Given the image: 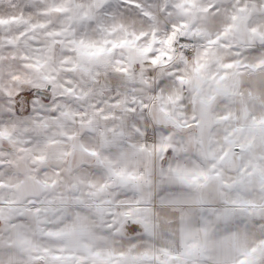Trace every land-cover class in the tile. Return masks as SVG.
<instances>
[{
    "label": "snow or ice",
    "instance_id": "snow-or-ice-1",
    "mask_svg": "<svg viewBox=\"0 0 264 264\" xmlns=\"http://www.w3.org/2000/svg\"><path fill=\"white\" fill-rule=\"evenodd\" d=\"M0 264H264V0H0Z\"/></svg>",
    "mask_w": 264,
    "mask_h": 264
}]
</instances>
